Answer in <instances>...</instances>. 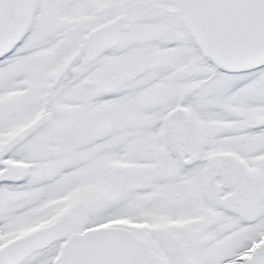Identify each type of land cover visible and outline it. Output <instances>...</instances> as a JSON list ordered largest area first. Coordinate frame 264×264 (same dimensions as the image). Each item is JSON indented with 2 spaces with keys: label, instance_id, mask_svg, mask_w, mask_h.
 Here are the masks:
<instances>
[{
  "label": "snow or ice",
  "instance_id": "obj_1",
  "mask_svg": "<svg viewBox=\"0 0 264 264\" xmlns=\"http://www.w3.org/2000/svg\"><path fill=\"white\" fill-rule=\"evenodd\" d=\"M0 264H264V0H0Z\"/></svg>",
  "mask_w": 264,
  "mask_h": 264
}]
</instances>
